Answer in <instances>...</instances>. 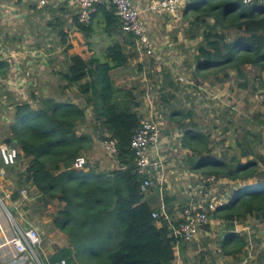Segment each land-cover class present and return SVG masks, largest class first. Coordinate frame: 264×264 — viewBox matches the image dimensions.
Masks as SVG:
<instances>
[{
    "label": "trees",
    "instance_id": "16d2710c",
    "mask_svg": "<svg viewBox=\"0 0 264 264\" xmlns=\"http://www.w3.org/2000/svg\"><path fill=\"white\" fill-rule=\"evenodd\" d=\"M188 13L196 27L202 25V32L197 33L202 43L195 72L203 79L214 76L223 83L231 72L241 76L245 67L264 72L263 5L246 6L240 0H193L184 10L185 15ZM97 18H101V30L111 39L102 54L104 59L92 57L85 61L72 56L62 75L67 87H86L85 106L50 98L40 109L25 102L14 105L12 122L0 142L18 149V157L29 161L23 171L16 173V167L5 166L0 157V172L4 179H17L11 201L18 199L21 188L28 183L48 201L65 204L52 225L66 235L69 246L56 249L48 259L38 256L41 264H174V246L183 242L170 235L176 222L164 215L152 219L151 213L160 210V197L158 207L144 201L142 185L148 176L138 173L130 149L132 135L143 119L140 105L132 91L116 86L110 76L112 70L128 66L138 56L132 50L134 40L122 32L113 8L106 5H99L88 25L73 20L86 40L93 38ZM230 33L235 34L231 39ZM61 36L64 41L62 32ZM6 71L7 64L1 63L0 74ZM87 107L91 108L95 131L101 134L99 140L107 134L117 141L113 169L95 172L89 162L88 171L73 168L77 158L94 149L91 134L78 133V126L86 120ZM188 127L183 130L181 146L191 153V171L212 175L217 183L225 179L240 184L210 215V220L225 222L231 229L220 241V254L238 257L247 242L232 227L249 217L264 226V180L253 181L264 174V157L241 162V158L248 157L246 153L241 158L218 159L210 155V137L194 123ZM0 198L4 199L2 193ZM162 201L168 214V200L163 197ZM10 214L15 217L11 210ZM256 261L264 264V248Z\"/></svg>",
    "mask_w": 264,
    "mask_h": 264
},
{
    "label": "rangeland",
    "instance_id": "374dc122",
    "mask_svg": "<svg viewBox=\"0 0 264 264\" xmlns=\"http://www.w3.org/2000/svg\"><path fill=\"white\" fill-rule=\"evenodd\" d=\"M192 1L188 0L187 3ZM155 17H152L155 26L153 30H149V35L157 37L161 44L156 56H137L135 62L124 69L122 80L117 85L134 92L132 94L140 105L139 111L143 119L151 118L161 125H159L162 141L160 156L163 181L158 184V180H154V186L161 187L166 192L179 187L182 193H186L188 198L194 200L192 190L199 182V175L202 174L191 171V153L181 146L183 130L189 128L188 124L194 123L197 129L208 135L210 155L213 157L227 161L233 156L241 158V155L247 153L248 157L241 158V162L259 161L264 157V72L260 73L254 67H245L241 76L231 72L223 83L214 76L203 79L202 75L195 72L197 50L202 43V36L197 33L202 32V25L195 26L191 13L187 15L183 13L178 22L172 21L169 17ZM94 30L93 40H98L101 48L105 45L102 49L103 54L104 49L111 44V39L96 24ZM234 36V33H230L229 39ZM59 37L62 42L63 37ZM132 50L135 52L134 48ZM102 54L100 52V56ZM101 57L104 59L103 56ZM66 66V63L62 65L63 74ZM221 77L222 74L218 76ZM85 89L86 87L82 86L81 89L75 90L80 95V105L85 103L88 97ZM25 95L27 97V92ZM1 105L0 116L4 115V109L6 110V106ZM187 113H190L189 117L186 116ZM91 124H86L84 128L86 132H82L78 126V133L94 134L97 143L100 144L101 134L99 130L95 131V121ZM6 126V122L4 125L0 118V141L3 139ZM98 154H101L105 163L107 160L112 161L106 157L102 149L94 156L97 164H100ZM102 154L107 159L102 157ZM82 156L86 157L85 160L89 161L90 167H93L94 160L86 154ZM17 161H20L19 157ZM14 166L16 167V164L12 167ZM258 179L264 180V174L253 181ZM239 185L223 179L211 185L210 190L213 196L224 200ZM159 194L165 198L164 191ZM7 216L12 220L9 215ZM10 220L8 221L12 223V231L17 234L19 229L14 220L12 222ZM226 225L229 224L210 220V223L202 229V264H258L257 257L264 248V226L251 217L241 224L231 226L233 230L245 236L247 244L242 254L238 257H230L222 256L219 252L220 241L231 230H228ZM34 251L36 255H40L37 247ZM33 264L38 262L35 261Z\"/></svg>",
    "mask_w": 264,
    "mask_h": 264
},
{
    "label": "crops",
    "instance_id": "0c3cea01",
    "mask_svg": "<svg viewBox=\"0 0 264 264\" xmlns=\"http://www.w3.org/2000/svg\"><path fill=\"white\" fill-rule=\"evenodd\" d=\"M46 1L45 6H40L38 2L32 0H0V64H7L6 73L4 75L0 74V107H2L1 104L6 106L4 115L2 114L0 118L4 125L6 122L7 126L12 122L14 105L19 102L16 91L21 88L27 92L28 103L34 109L42 108L43 101L48 98L55 101L66 100L84 107L85 103L80 105V95L75 91L79 87H67L66 82L62 79V65L66 63L68 68L70 58L75 55L80 56L85 61L92 57L101 59V56H103H100V52L102 54L105 45L101 48L98 40H93V38L89 41L85 40L83 35L76 30L73 21L75 19L73 10L68 6V0ZM148 1L140 0L141 10L145 9ZM142 12L141 17L145 20L149 32L155 26L152 18L155 16L148 12ZM101 23V18H97L95 24L98 25L99 29H101ZM61 32L65 36L63 43L59 37ZM156 39L158 38L156 37ZM66 48L68 49L65 50ZM63 55H65L64 59ZM135 60L136 58L132 59L125 68L110 72L111 79L116 86L122 80L124 69L128 68ZM6 114L8 116L5 117ZM93 120L91 108L87 107L86 120L79 125V129L86 132L84 130L86 124L93 123ZM91 125L93 126V124ZM91 136L94 141V149L88 156L91 160H94V156L102 148L101 141L99 140V144L97 143V137L94 134H91ZM1 144L3 143H0V146H2ZM98 155H100V158L98 157L100 164H97L95 160L93 162L95 172H103L114 168L113 161L107 160L105 163L102 161L101 154ZM102 157L106 158L103 154ZM28 161L29 158L21 156L20 161L16 162L15 172L20 173L23 171ZM16 180L13 177L7 179L0 177V192L4 195L1 202H4L2 203L12 218V220L7 218L8 213L0 202V264H33L34 262L26 260L16 253L13 248L11 240L18 233H13L12 223H9L8 220L11 222L14 220L20 230L36 229L41 239V244L37 246L40 255H37L48 259L56 249L69 246L66 235L52 225L53 218L58 211L64 208L65 204L48 201L40 196L35 188L28 183L21 188V191H26V199L20 191L18 199L11 201L10 196L15 190ZM157 183L159 184V182ZM152 190L145 193L144 201L149 202L153 207H158L159 193L164 191L165 199L168 200L169 221L172 223L177 222L181 211L190 202V197L188 198L186 193H182V189L179 187L169 189L168 192L161 187H155ZM183 195L185 197H182ZM10 210L13 211L15 217H12ZM158 225L160 224L158 223ZM214 253L216 254V252ZM174 254V264H202V230L192 242H176Z\"/></svg>",
    "mask_w": 264,
    "mask_h": 264
},
{
    "label": "built area",
    "instance_id": "2783aa9c",
    "mask_svg": "<svg viewBox=\"0 0 264 264\" xmlns=\"http://www.w3.org/2000/svg\"><path fill=\"white\" fill-rule=\"evenodd\" d=\"M39 3L40 6L47 4L46 0H32ZM188 0H153L147 3L144 10L140 8V0H68V6L73 10L76 21L83 25L90 24L92 16L97 12L99 5L112 7L115 16L119 19L121 30L126 35H131L134 40V50L138 56L155 57L160 46L156 37L149 35L146 22L142 19L143 12H148L155 16H167L172 21L181 20ZM243 5H263L264 0H240ZM19 102L28 103L29 99L25 95V90L16 91ZM160 123L151 118L142 119L139 128L134 132L130 141V149L135 156V165L139 174L147 175L143 181L144 193H147L154 185L153 179L159 183L163 181L162 159L160 156L161 147V129ZM161 126V125H160ZM101 147L107 158L110 160L117 155V141L114 138L107 137L101 141ZM0 157L5 166H13L18 157V150L6 145L0 146ZM86 158V157H85ZM84 156L77 158L73 164L76 170L87 169ZM116 167V166H114ZM113 169V168H112ZM199 182L193 191L194 200H191L183 208L176 224L171 226V237L183 242H192L196 239L200 231L210 223V215L218 206L223 204V200L213 196L210 187L217 181L212 175H199ZM0 177L3 173L0 172ZM21 194L26 199V191ZM160 195L161 206L159 211H153L151 217L158 220L164 215L169 220L166 213V207ZM11 244L16 253L26 260L37 261L40 264L38 256L35 253L37 246L41 244L40 235L34 228L18 230V234L11 240ZM34 261V262H35ZM61 264H64L62 261Z\"/></svg>",
    "mask_w": 264,
    "mask_h": 264
},
{
    "label": "water",
    "instance_id": "95a60500",
    "mask_svg": "<svg viewBox=\"0 0 264 264\" xmlns=\"http://www.w3.org/2000/svg\"><path fill=\"white\" fill-rule=\"evenodd\" d=\"M1 202V201H0ZM2 203V202H1ZM2 205H3V203H2ZM3 207H4V205H3ZM5 208V207H4ZM5 211L8 213V215H9V212H8V210L5 208Z\"/></svg>",
    "mask_w": 264,
    "mask_h": 264
}]
</instances>
